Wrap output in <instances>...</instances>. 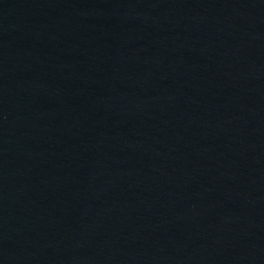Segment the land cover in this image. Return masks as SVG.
Listing matches in <instances>:
<instances>
[{
	"label": "water",
	"instance_id": "obj_1",
	"mask_svg": "<svg viewBox=\"0 0 264 264\" xmlns=\"http://www.w3.org/2000/svg\"><path fill=\"white\" fill-rule=\"evenodd\" d=\"M0 264H264V0H0Z\"/></svg>",
	"mask_w": 264,
	"mask_h": 264
}]
</instances>
